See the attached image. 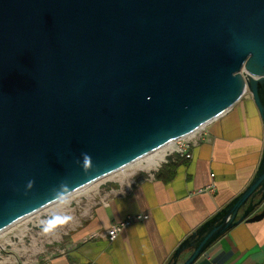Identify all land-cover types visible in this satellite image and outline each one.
<instances>
[{
  "label": "water",
  "instance_id": "obj_1",
  "mask_svg": "<svg viewBox=\"0 0 264 264\" xmlns=\"http://www.w3.org/2000/svg\"><path fill=\"white\" fill-rule=\"evenodd\" d=\"M247 94L264 125V0H0V233ZM262 219L264 149L250 185L170 264Z\"/></svg>",
  "mask_w": 264,
  "mask_h": 264
},
{
  "label": "crops",
  "instance_id": "obj_2",
  "mask_svg": "<svg viewBox=\"0 0 264 264\" xmlns=\"http://www.w3.org/2000/svg\"><path fill=\"white\" fill-rule=\"evenodd\" d=\"M198 141L191 159L171 156L156 173L140 177L129 188L110 187L103 194L107 205L86 194L45 212L44 220L75 212L79 222L59 226L65 227L62 240L55 232L59 227L49 232L50 244L63 243L39 264H170L178 246L243 193L258 171L264 125L252 98L205 126ZM130 215L148 218L134 222L115 242L88 239ZM190 254H182L179 263ZM193 264H264V219L238 224Z\"/></svg>",
  "mask_w": 264,
  "mask_h": 264
},
{
  "label": "rangeland",
  "instance_id": "obj_3",
  "mask_svg": "<svg viewBox=\"0 0 264 264\" xmlns=\"http://www.w3.org/2000/svg\"><path fill=\"white\" fill-rule=\"evenodd\" d=\"M247 98H251V96L247 94L244 99ZM170 152L171 151L166 154L164 161L161 162L160 165L169 159L167 156L170 155ZM145 158H143V160ZM143 160H140V162H143ZM156 169L151 171H140L134 169V171H132L131 169L128 170V168H125L122 171H117L113 175L91 184L86 187L85 190L72 195L71 202L79 200L81 197L86 196V194H93L89 200L99 201L103 197V194L110 190V187H121L122 189H127L129 186L135 184L140 177L156 173ZM58 206H62L60 201L54 205L45 207L43 210L30 215V217L25 218L24 220L16 223V225L4 230L0 234V264H39V262L41 263V260L45 259L47 255L57 253L56 250L61 247L60 244L63 242L59 243L60 247L50 244L53 240H50V237V239L48 238L49 233H44L41 226L33 228L32 225L41 223L38 222V220H44L43 217L45 212ZM82 212L83 209H81V214ZM68 216L71 215L69 214ZM71 217L72 220L70 223L73 224L79 222V216L75 212H73ZM64 230L65 227L62 226L55 232L58 233L59 237V235H63L62 232ZM59 239L62 240L60 237Z\"/></svg>",
  "mask_w": 264,
  "mask_h": 264
},
{
  "label": "built area",
  "instance_id": "obj_4",
  "mask_svg": "<svg viewBox=\"0 0 264 264\" xmlns=\"http://www.w3.org/2000/svg\"><path fill=\"white\" fill-rule=\"evenodd\" d=\"M205 128V127H204ZM199 129V131L186 136L185 138L176 140L174 143V148L171 150L167 157L170 158L171 156H179L182 159H191L193 148L198 144V140L200 138V133L204 129ZM167 161V160H166ZM159 165L158 167H160ZM158 169V168H157ZM156 169V171H157ZM138 178V176H137ZM134 182V181H133ZM133 184V183H132ZM211 189H213L211 187ZM108 196L102 197L98 202H101L104 205H107L109 202L107 201ZM148 216H142V215H130L126 219L116 223L115 225L111 226L110 228L106 229L102 233H93L88 236V239H95V238H106L109 242H115L117 238L127 229L130 227L134 222L136 221H145ZM34 225V224H33ZM9 229V228H8ZM87 239V240H88ZM45 264H50L49 261H47Z\"/></svg>",
  "mask_w": 264,
  "mask_h": 264
},
{
  "label": "bare ground",
  "instance_id": "obj_5",
  "mask_svg": "<svg viewBox=\"0 0 264 264\" xmlns=\"http://www.w3.org/2000/svg\"><path fill=\"white\" fill-rule=\"evenodd\" d=\"M175 143V142H174ZM174 143H171V144H168V145H165V146H163V147H161V148H159V149H157V151L156 152H154V153H151V155L149 154V155H147V157L143 160V162H140V160L139 161H137V162H134V163H132V164H130L128 167H126V168H128V170L129 169H131L132 171H134V169L135 170H140V171H143V170H145V171H151V170H155L159 165H160V163L161 162H163L164 161V159H165V156H166V154L169 152V151H171V150H173V148H174ZM125 169V168H124ZM124 169H122V170H124ZM122 170H120V171H122ZM133 173V172H132ZM125 175V174H124ZM107 177H109V176H107ZM126 177V176H125ZM106 178V177H105ZM103 179V178H102ZM90 186V185H89ZM88 187V186H87ZM85 190V189H84ZM83 191V190H82ZM79 192H81V191H79ZM79 192H77V193H79ZM76 194V193H75ZM72 195H74V194H72ZM1 234V233H0Z\"/></svg>",
  "mask_w": 264,
  "mask_h": 264
},
{
  "label": "clouds",
  "instance_id": "obj_6",
  "mask_svg": "<svg viewBox=\"0 0 264 264\" xmlns=\"http://www.w3.org/2000/svg\"><path fill=\"white\" fill-rule=\"evenodd\" d=\"M58 200L60 201V204L63 206H68L71 202V196L66 193L65 191H61L58 193ZM72 220L71 216L64 215V216H56L54 218H49L46 220L41 221V228L44 233H49L53 229L63 225L67 224Z\"/></svg>",
  "mask_w": 264,
  "mask_h": 264
}]
</instances>
